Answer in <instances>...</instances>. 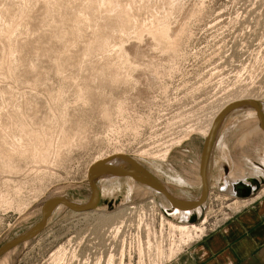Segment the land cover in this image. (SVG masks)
Instances as JSON below:
<instances>
[{
    "label": "rangeland",
    "instance_id": "rangeland-1",
    "mask_svg": "<svg viewBox=\"0 0 264 264\" xmlns=\"http://www.w3.org/2000/svg\"><path fill=\"white\" fill-rule=\"evenodd\" d=\"M249 96L264 97V0H0V247L36 225L50 198L88 201V170L103 157L130 155L175 195L199 197V133ZM260 132L252 109L221 124L195 241L249 203L222 191L231 176L264 178V147L245 153ZM138 186L104 183L92 214L60 207L8 263L164 264L181 237L165 221L185 222Z\"/></svg>",
    "mask_w": 264,
    "mask_h": 264
},
{
    "label": "water",
    "instance_id": "water-1",
    "mask_svg": "<svg viewBox=\"0 0 264 264\" xmlns=\"http://www.w3.org/2000/svg\"><path fill=\"white\" fill-rule=\"evenodd\" d=\"M244 108H251L255 111L259 120V128H261L264 132L263 104L259 102H243L236 103L228 107L217 118L208 139L205 140L200 163L202 189L199 197L196 199L184 200L180 198V196L172 193L167 185L157 175L132 156L120 155L114 158L106 159L94 164L88 170V181L91 190V195L88 201L85 203H78L64 196H56L47 200L42 206L41 220L32 228L14 237L0 247V260L12 251L38 238L47 227L51 217L60 207H64L67 210L78 214L97 212L103 202L100 184L104 181L123 179L133 180L134 182L151 189L156 194L161 195L169 204V212L171 213L176 210L182 212L195 211L203 207L211 192L207 177L211 157L218 138L217 133L219 132V128L229 114ZM250 184L251 186H248L246 183H239L236 187L238 194L232 197L238 200L252 199L264 187V179L259 181L256 178H252V180H250ZM254 186L258 189L257 191H253ZM197 222L198 218L196 215L190 218V223Z\"/></svg>",
    "mask_w": 264,
    "mask_h": 264
},
{
    "label": "crops",
    "instance_id": "crops-1",
    "mask_svg": "<svg viewBox=\"0 0 264 264\" xmlns=\"http://www.w3.org/2000/svg\"><path fill=\"white\" fill-rule=\"evenodd\" d=\"M252 132L244 135L241 141L250 138ZM258 133L259 130L254 135ZM262 146L264 136L255 137L245 145V153L250 155L255 147ZM261 192L248 204L242 201V209L218 229L194 240L164 264H264V192Z\"/></svg>",
    "mask_w": 264,
    "mask_h": 264
},
{
    "label": "bare ground",
    "instance_id": "bare-ground-1",
    "mask_svg": "<svg viewBox=\"0 0 264 264\" xmlns=\"http://www.w3.org/2000/svg\"><path fill=\"white\" fill-rule=\"evenodd\" d=\"M179 31V30H178ZM162 34H164V35H166V36H168V29L166 28V26L165 27H163L162 28ZM243 102H245V103H249V102H259V103H261V104H263L264 105V97L263 98H257V97H251V96H249V97H241V98H239V99H237V100H234L233 102H231L229 105H227L226 107H225V109H223V111L215 118V120L213 121V124H211V126L209 125V127L208 128H206L205 130H203V131H200V133L199 134H201V136H202V138H203V140L205 141V140H207L208 139V137H209V134H210V132H211V130H212V128H213V125H214V123H215V121L217 120V118L228 108V107H230L231 105H233V104H236V103H243ZM244 109H251V108H244ZM123 110H124V108H123ZM217 137H218V135H217ZM223 141V140H222ZM182 143V141H179L178 143H177V145H180ZM171 152H172V149L171 150H167L162 156H159V161H161V162H166V160L168 159V157H169V155L171 154ZM121 154H116V155H112V156H110V157H108L107 159H110V158H114V157H117V156H120ZM124 155H127V154H124ZM144 156L145 155H147V154H143ZM143 155H137V157L138 158H141L142 160H157L158 159V157L155 155V156H153L152 158L150 157V158H148V157H144ZM127 156H130V155H127ZM104 158V157H103ZM103 158H101V159H98V160H96L95 161V163L94 164H96V163H98V162H100V161H103V160H106V158L105 159H103ZM161 159V160H160ZM93 164V165H94ZM92 165V166H93ZM224 168V167H223ZM226 173V172H225ZM209 169H208V184H209ZM231 176V175H230ZM252 178H256V177H251V178H249V177H244V176H231V184L229 185L230 186V189L228 190V189H224V190H222L223 192L225 191V190H227V192H230L231 193V196H234V195H236V194H238V192H237V190H236V187L238 186V184L239 183H246L248 186H251V184H250V180H252ZM256 179H258L259 181H261L262 179H264L263 177H260V178H256ZM123 180H130V179H123ZM116 181H120V180H116ZM107 182H113V181H104V182H102L101 183V186L104 184V183H107ZM184 184V183H183ZM182 184V185H183ZM139 186V188L142 190H145L147 193H149V192H153L151 189H149V188H147V187H145V186H142V185H140V184H138ZM100 186V187H101ZM170 190V189H169ZM258 189H256V187L254 186L253 187V191H257ZM262 190V189H261ZM260 190V191H261ZM171 191V190H170ZM259 191V192H260ZM101 192H102V187H101ZM172 192V191H171ZM258 192V193H259ZM153 193H155V192H153ZM173 193V192H172ZM103 195V194H102ZM180 198H182V199H184V200H193V199H196V198H192V197H190V196H182V197H180ZM152 204H153V206H155L156 207V200H155V198H153L152 199V201H150ZM237 202V201H236ZM203 207H204V205H203ZM135 207H133L132 209H134ZM152 208H154V207H152ZM169 208H170V206H164V208L162 209V211L164 212V215L168 218V219H170V220H172V217H173V215H175V216H178L179 214H182V219H183V221L185 222V224H177V223H174V222H170V221H165L169 226H170V228H172L174 231H176V232H179L180 233V235H181V237H180V243L178 244V246H176V244L174 243V245L176 246V247H178L176 250H178V251H180V249H181V245H188L189 243H191V242H193L195 239H197V238H199L201 235H203L204 233H205V225L207 224V222H208V219H207V217L206 218H204V219H202V223H201V225H194V224H197V223H190V218L191 217H193L194 215H196L197 216V218H198V223L200 222V219H199V213H197V210H195V211H186V212H182V211H179V210H176L175 212H169ZM155 209H157V208H155ZM154 209V210H155ZM129 210H131V208H129ZM23 212V211H22ZM122 212V211H121ZM74 215H82V214H88V213H82V214H78V213H74V212H72ZM92 214V213H91ZM167 214V215H166ZM162 220H163V222H164V217H162ZM190 224H189V223ZM23 223V222H22ZM163 225V224H162ZM148 227H150V226H147V228ZM148 229H150V228H148ZM117 232H116V234H118L119 233V231H120V228H117V230H116ZM178 242V241H177ZM176 242V243H177ZM148 245L149 246H151V240L150 239H148ZM174 248H172L171 250H170V253H169V255H167L168 257H167V259L168 260H171V259H173L175 256H176V254L178 253V251H176ZM15 251V250H14ZM14 251H12V252H14ZM140 253H142V252H140ZM144 253V252H143ZM10 254V253H9ZM65 254H66V248H62L61 250H59L56 254H55V257H56V259L58 260V259H62L64 256H65ZM8 255V254H7ZM6 255V256H7ZM57 255V256H56ZM140 255V254H139ZM142 256H144L143 254H141ZM5 257V256H4ZM3 257V258H4ZM122 257H123V261H121V264H124V255H122ZM2 258V260L0 261V264H9L8 263V259H7V257H5L4 259ZM139 258H141L142 259V257H139ZM55 261V260H54ZM140 264H145L144 263V261L142 260V261H140L139 262ZM107 264H115V262H114V257L113 256H111L110 257V259L107 261Z\"/></svg>",
    "mask_w": 264,
    "mask_h": 264
},
{
    "label": "flooded vegetation",
    "instance_id": "flooded-vegetation-1",
    "mask_svg": "<svg viewBox=\"0 0 264 264\" xmlns=\"http://www.w3.org/2000/svg\"><path fill=\"white\" fill-rule=\"evenodd\" d=\"M224 189H227V186H225Z\"/></svg>",
    "mask_w": 264,
    "mask_h": 264
}]
</instances>
